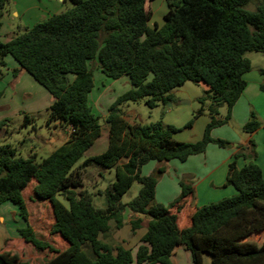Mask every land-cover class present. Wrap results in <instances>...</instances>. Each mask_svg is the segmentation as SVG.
I'll return each mask as SVG.
<instances>
[{"label":"trees","instance_id":"obj_1","mask_svg":"<svg viewBox=\"0 0 264 264\" xmlns=\"http://www.w3.org/2000/svg\"><path fill=\"white\" fill-rule=\"evenodd\" d=\"M156 1L63 0L71 8L27 27L7 42L0 40V77L7 68L6 58L12 57L20 67L15 75L26 71L53 97L48 108L50 121L59 122L64 131L69 126L74 130L41 163L34 157L18 156L13 146L0 142V206L12 203L19 209L25 223L19 229L21 237L36 250L54 254L46 264H132L131 250L113 248L100 239L111 231V222L122 227L121 213L126 209L149 219L136 253L138 264H173L179 246L192 253L194 264H204L206 256L211 264H264V243L250 242L247 234L256 225L264 230V174L258 165L240 168L237 155L229 164L226 183L237 193L197 208L191 225L182 230L173 210H181L193 195L190 178L181 179L179 198L165 206L155 199L165 167L149 176L142 174L152 161L185 162L205 153L209 144L229 146L213 139L211 132L228 124L234 105L247 88L246 75L252 70L247 54H264V0H167L164 23L151 26L153 15L147 4ZM8 4L9 0H0V30ZM92 63L110 79L127 77L132 88L114 102L104 118L109 130L107 150L86 158L81 166L79 162L102 135L100 117L89 103L94 88ZM260 72L264 75V70ZM186 82L208 88L200 102L210 101L211 121L200 141H175L180 129L161 121L132 125L124 118V103L144 99L154 109L172 102V92ZM222 107L227 110L224 119H220ZM25 120L30 122V117L26 115ZM10 122H0V129ZM192 126L191 121L187 127ZM260 126L252 113L243 132L253 134ZM93 164L115 171V180L100 194L106 198L105 208H97L95 195L83 189L81 169ZM32 182L36 183V198L52 207L51 235L68 244L64 251L39 239L29 225L25 194ZM136 182L141 185L138 196L123 203ZM141 222V218L131 222L133 232ZM223 229L230 231L233 240L216 236ZM0 264H12L8 254H0Z\"/></svg>","mask_w":264,"mask_h":264},{"label":"crops","instance_id":"obj_2","mask_svg":"<svg viewBox=\"0 0 264 264\" xmlns=\"http://www.w3.org/2000/svg\"><path fill=\"white\" fill-rule=\"evenodd\" d=\"M34 1L35 0H28L27 6H22L23 8L21 10L17 9L16 11V9L7 8L2 28L5 27L4 25L8 26L10 38L17 35V30L20 32L24 25L31 28L35 24L44 22L53 15L64 11L63 0H51L52 3L46 0L42 2L36 0L35 3ZM27 17L29 21L26 20ZM257 56L255 57V61L250 60L247 56L251 61V76H253L254 79L251 80L246 75L248 85L232 109L231 120L227 125L215 128L211 132V137L213 139H220L229 143L227 148L212 143L208 145L205 153L191 156L185 162L171 160L161 164L157 161H152L143 167L142 174L144 176L151 175L159 166L165 167L166 171L159 178L155 193L156 202L165 206L171 205L179 198L181 194V179L184 177L190 178V182L194 189L193 195L186 199L181 210H173V213H176L178 217V227L181 230L191 225L192 216L197 208L219 202L237 193L233 186L226 184L229 164L237 155H240V157L236 159L240 168L249 163H255L261 168L264 174V75L260 72L264 70V59L258 58ZM5 61L7 68L3 70V75L0 77V122L6 119L11 120L13 117L20 115L21 110L24 109L25 106H28L29 109L26 113H23L24 116L28 113L37 115L42 112V110H40L42 108L48 110L53 103V97L47 90L39 85L26 71L19 70L15 75L13 73L14 70L20 67L12 57H7ZM203 86L205 90L208 89L205 85ZM252 113L256 115L261 126L253 134H247L243 132V127L250 120ZM107 114L103 116V119ZM223 114L225 115V113H221L222 116ZM199 118L198 120L201 123H199L195 131L193 125L190 129H187L185 133L182 134L180 133L181 131H179L175 134L174 140L183 143H195L200 141L211 119L209 114H202ZM8 125H10V123ZM8 125L0 129V141H5L8 137ZM106 130L108 131V135V128ZM63 135H65V133L59 132V136ZM104 135L105 132L102 130V136ZM67 139L68 137L65 136L64 143ZM96 155L99 154H91L89 157ZM83 163L84 161L78 165H82ZM30 186V190L34 195L36 183L32 182ZM88 192L92 194V192ZM134 198L135 197L131 198V200ZM37 200L39 199L37 198ZM31 201L36 202L32 199ZM47 203L50 204L49 202ZM3 205L0 206V254H8L12 264H46L47 261L54 257V254L50 253L48 250L38 251L32 244L25 242L19 234V229L24 227L25 223L21 220V226H17L16 224V226L10 227L9 224L11 222L7 220L6 213L1 211ZM14 207L15 209L11 213H13L16 218L17 207ZM9 213L10 211L7 212L8 216ZM121 215L123 218L122 227L117 228L116 223L111 222V231L106 236H100V239L113 248L122 246L125 249L131 250L133 255L132 264H138L136 261V253L147 233L149 219L135 215L128 209L123 211ZM19 217L21 219L20 214ZM137 218H141L142 222L140 228L133 232L131 222ZM54 222L53 220L50 223L51 226ZM29 225L36 233L30 220V213ZM257 228L259 229V225L247 230V234L250 237L249 241H253L252 243L255 244L264 243V230L260 231ZM220 233L221 235H218V233L216 236L225 240H233L228 229H223ZM59 238L60 241L57 238H52L50 243L57 250L64 251L68 248V244L63 241L61 237ZM46 240H48L47 237ZM56 241H58L61 247H56L54 243ZM171 260L173 264H194L192 253L185 246L177 247ZM204 264H206V257L204 259Z\"/></svg>","mask_w":264,"mask_h":264},{"label":"rangeland","instance_id":"obj_3","mask_svg":"<svg viewBox=\"0 0 264 264\" xmlns=\"http://www.w3.org/2000/svg\"><path fill=\"white\" fill-rule=\"evenodd\" d=\"M42 2L43 0H38ZM52 3L51 0H46ZM28 0H9L8 8L21 10L22 6H27ZM36 0L34 1V3ZM64 11L71 8V4H63ZM167 0H161L154 3L147 4V10L152 12V20L150 25L154 26V23L162 25L164 23L163 16L168 10ZM255 5L250 7L254 10ZM15 19V18H13ZM17 20V19H16ZM29 21V18H26ZM32 21V19H31ZM40 23V22H39ZM0 30V40L3 42L9 41V28L7 25ZM33 27V26H32ZM23 29L17 34H21L27 27L24 25ZM258 55V56H257ZM250 60L255 61V57L264 59V54L257 52H250L247 54ZM97 63H92L90 68L93 70L94 76V88L89 95L90 106L93 108L94 114L100 117L102 130L105 135L97 140L93 147L85 154L84 158L79 162L82 163L91 154H102L108 148V135L107 126L104 124L103 116L108 113L109 108L116 102L122 95L131 89V83L127 77H123L119 80H113L106 77L102 71L98 68ZM249 79H254L251 76V72L247 74ZM173 100L167 104H160L158 107L151 109L146 104L144 99L136 101H128L121 106V111L124 118L130 124L150 125L161 121L165 126H174L180 129V133H185L189 122H193L194 131L197 129L199 123L197 114H209L208 108L210 101L207 100L204 103L200 102V98L205 96V89L202 84H195L192 82H186L183 86L175 89L173 92ZM29 109L25 106L21 110V114L11 119L10 125H8L9 135L5 141H0L1 144L13 146L18 156L23 158L34 157L37 163H41L44 159L48 158L55 150L60 148L66 135L59 136V132L64 133V126H61L59 122H51V114L46 108H42V112L37 115L28 113L30 122H26L23 113ZM223 114V116L221 115ZM220 119H224L226 116V107H222L220 110ZM200 119V118H199ZM211 119V118H210ZM201 120V119H200ZM227 125V124H226ZM225 126V125H224ZM218 128V127H217ZM180 134V135H182ZM67 137V136H66ZM217 140V139H215ZM215 144V143H214ZM227 148V147H224ZM163 164V163H161ZM82 166V165H81ZM160 167V166H159ZM83 176V189L92 192L94 205L97 208H105L107 206L105 196H99L103 193L109 185L115 180L114 169H106L99 165H89L81 169ZM31 187V186H30ZM29 187V188H30ZM141 185L134 183L132 188L122 198L123 202H128L133 197H137ZM28 209L30 213V220L33 228L36 231V236L39 239L51 241L52 238H57L60 241L59 236L51 235L50 227L51 222L54 220L51 205L47 202H40L36 196L33 195L31 190H28L25 194ZM37 200L36 202L31 201ZM61 202L68 207V202L61 199ZM15 205L12 203L5 204L1 207V211L6 213V218L10 227L21 226V220L19 217V209L17 208V216L11 213L14 211ZM11 209V210H10ZM9 216L7 212H9ZM55 221V220H54ZM56 247H61L58 241L54 242ZM206 264H211V258L206 256Z\"/></svg>","mask_w":264,"mask_h":264},{"label":"built area","instance_id":"obj_4","mask_svg":"<svg viewBox=\"0 0 264 264\" xmlns=\"http://www.w3.org/2000/svg\"><path fill=\"white\" fill-rule=\"evenodd\" d=\"M74 132L72 126H69L68 128L65 129L64 133L68 137Z\"/></svg>","mask_w":264,"mask_h":264}]
</instances>
